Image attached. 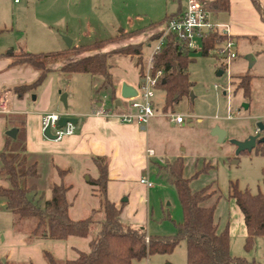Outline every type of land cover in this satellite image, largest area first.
<instances>
[{
  "label": "rangeland",
  "instance_id": "obj_1",
  "mask_svg": "<svg viewBox=\"0 0 264 264\" xmlns=\"http://www.w3.org/2000/svg\"><path fill=\"white\" fill-rule=\"evenodd\" d=\"M19 5H26V2H19L16 8L11 0H0V28L3 27L5 30L0 33V38L7 40L10 37L9 40L15 41L17 36H22L28 39L34 30L39 29L34 21H31L32 17L41 15L43 9L49 10L51 20H54L48 22L49 29L61 35L63 40L65 37L69 39L73 37L82 43H91L109 37L115 32L111 23L105 22L108 17L104 14L106 9L103 5H97L96 9L90 12L85 5L83 12H79L81 13L79 22L69 23L67 31L64 25L56 23L57 19L62 13H66L70 20L75 19L77 15L75 8L80 10V7L71 4L66 7V2L42 4L33 2L20 11ZM140 8L138 6V9ZM148 24L144 17L134 18L131 28H140ZM259 38L258 35L248 36L247 40L250 39V42L234 40L231 51L236 55L229 59L226 53L218 54L216 49H212L208 55H201L199 49L190 50V56L193 58L188 65L189 79L192 82L190 93L174 103L168 113L161 109L163 91L153 88L154 115L146 125V132L149 145L155 154L149 171L141 172L152 185L144 195L138 194L131 198V206L136 207V217L142 215L141 207H144L143 220H135L138 224L133 223V226L143 227L147 233L153 235L166 236L175 233L174 223L180 222L183 217L181 204L173 184L156 169L166 161L181 155L185 177H191L198 171V175L191 178L190 187L198 189L210 185V189L215 190L204 204L214 206V221L218 230H223L228 225L230 255L244 257L256 264H264V236L256 238L252 249L244 248L245 234L242 231L241 214L229 197L231 183H236L239 189H248L251 193L264 191V155L261 154L264 141L256 143L251 150L238 153L233 143V140H244L255 134L258 122L264 125V53L261 51L263 44ZM143 49L145 52L144 45ZM248 54L255 59L252 64H249L246 58ZM119 55L122 54L112 52L111 58ZM111 63L114 61L111 60ZM113 67L120 68V65L115 63ZM218 71L222 73L218 74ZM244 73L254 75L249 98L245 97L242 89L236 85L239 76ZM102 82L101 75L54 70L47 74L40 85L25 92L24 99L31 109L40 102L41 96L47 97V109L53 110L54 100L58 102L62 93H68L69 108L76 106L81 110L88 109L90 101L103 102L108 106L111 104L108 98L109 90L103 87ZM243 104H248V107L244 108ZM69 108L65 109L61 102L60 110L66 112ZM171 113L180 114L184 118L183 124L175 123L169 118ZM188 119L192 125H188ZM215 125L226 131L221 141L211 134V128ZM22 131L21 128L16 138L12 140L14 147L22 143L24 137ZM263 135L264 132H261L260 137ZM25 153L28 163L35 160L37 162L39 176L30 180L37 183V193L34 197L42 194V203L50 196L51 182L59 180L58 169L61 167H58L59 163L55 161L52 165L51 156L47 154L30 153L27 150ZM72 166L73 171L65 177V181H70L74 189L66 192L67 199L80 206L79 211H83L79 213L81 217L92 215L93 222L87 237L70 236L68 245L88 251V241L95 236L103 219L99 196L92 194L94 186L88 181V178L96 177L98 171L94 162L89 160L74 159ZM82 166H85L84 170ZM31 195L32 193H29V196ZM5 206L6 199L0 196V207ZM19 228L18 233L21 232L22 225ZM72 251L71 247H68L66 258L76 257ZM134 264H186L185 243L180 241L170 253L151 254L135 260Z\"/></svg>",
  "mask_w": 264,
  "mask_h": 264
},
{
  "label": "trees",
  "instance_id": "obj_2",
  "mask_svg": "<svg viewBox=\"0 0 264 264\" xmlns=\"http://www.w3.org/2000/svg\"><path fill=\"white\" fill-rule=\"evenodd\" d=\"M227 8L228 0H213L207 4V9L212 11H224ZM182 13L168 14L158 21L150 22L145 28L119 33L87 44L71 45L63 51L31 53L22 48L16 52L12 51L10 66L30 67L37 71L33 81L14 85L12 91L22 96L36 88L52 70L51 66L60 63L58 69L62 72L101 75L102 85L109 90L108 98L111 107L114 108L117 96L109 72L108 58L112 52L135 55L136 63L139 64L142 47L147 40L124 44L108 51L102 48L121 38L131 37L155 27L160 30L151 34L148 40H157L163 33V25L170 19L180 18ZM228 38L215 28L204 32L199 41L201 55H208ZM80 52L89 53L73 57ZM192 60L187 42L171 33L165 34L160 49L153 53L152 73L158 68L162 69V76L155 87L164 91L162 105L164 111L171 109L182 96L190 93L192 82L189 79L188 65ZM139 74L141 78V69ZM253 78L254 75L244 73L239 76L236 83L247 98L250 97ZM10 141L11 138L6 135L4 148L0 151V177L7 182L6 186H0V196L6 199V207L14 217L13 224L16 226L28 224L29 241L35 238L61 240L70 236L87 237L93 217L87 215L75 220L71 218L69 211L71 202L66 195L70 186L63 180L67 170L58 169L60 180L51 183L50 196L41 203L43 195L39 194L35 198L37 186L35 182L29 181L39 176L37 163L27 162L24 144L12 149L8 145ZM261 154L264 155V149ZM93 161L98 174L95 178H89V182L95 187L103 212L100 227L95 236L89 239L88 251H79L74 258L57 259L49 251L43 250V258L48 264H134L135 260L151 254L170 253L180 241L185 243L186 264H256L244 257L230 255L228 225L223 230H218L214 221V206L204 204L215 190L210 189V185L198 189L190 187L191 178L197 176L198 171L191 177H185L182 156L166 161L156 169L173 184L183 213L182 220L174 223L175 233L166 236L149 234L143 227H135L121 219L124 202L116 206L106 195L108 158L103 155L95 156ZM29 193L32 195L29 196ZM229 197L241 213L245 229L243 245L246 250H250L256 238L264 236V191L251 193L248 189H239L236 183H231ZM0 264L16 263L0 257Z\"/></svg>",
  "mask_w": 264,
  "mask_h": 264
},
{
  "label": "crops",
  "instance_id": "obj_3",
  "mask_svg": "<svg viewBox=\"0 0 264 264\" xmlns=\"http://www.w3.org/2000/svg\"><path fill=\"white\" fill-rule=\"evenodd\" d=\"M11 1L15 3L16 8L19 2H26V5H19V8H21L20 11L26 7H29V5H31L33 2L40 4L46 2H66V7H69L70 4L75 7H80V10L75 8L77 11L75 19L70 20L66 13H62L60 18L57 19L56 23L64 25L66 31L69 28V23L73 24L74 22H79V19H81L80 14L83 12L85 5H87L89 12L92 9H96L97 5H103L106 9L104 14H107L108 17L105 22L109 21L115 31L110 36H114L119 33H126L134 29H139L138 27L134 29L131 28L132 24H134V18L144 17L148 20V23H150L153 21H158L168 14L183 12L186 8V0ZM212 1L213 0H209V2ZM138 6L141 8L138 9ZM263 11L264 0H228V8L226 10H208V19L216 26L215 28L217 30L223 34H226L229 37L228 39H231L232 41L236 39L246 41L248 36H260L259 40L263 44L261 51L264 53ZM79 12L81 13L79 14ZM97 14L98 13L96 12V15ZM31 21H34L33 23L36 24L37 28L39 29L34 30L28 39L27 37L22 36H17V38L15 37V41L9 40L10 37H8L7 40L0 38V102L4 106V109H0V151L4 148L6 130L10 128H16L17 136L19 130L22 128L24 136L23 141H21L22 143L14 147L12 141L14 138H11V141L8 144L9 147L12 149H17L22 144H24L26 150L30 153L38 152L51 156L52 165H54L53 162L55 161L57 164L59 163L58 167H61L60 169L67 170V173H65L63 176L64 182L70 186L67 192L74 189L73 184L70 181H65V177H67L68 174L73 171L72 161L74 159H80L82 161L89 160L94 162L93 158L95 156H106L108 158V180L106 195L109 200L115 203L116 206H119L121 202H124L120 214V217L123 221L126 220L130 224H138L135 220H143L144 207H141L142 215H139V218H141L139 219L136 217V207L135 205L131 206L130 201L132 197H135L138 194H141L142 196V194L144 195L147 191H149V188L139 180L140 178H145L141 175V172L143 170L146 172L149 171L153 163L154 155L147 156L146 154V148H152L149 145L146 132L147 124L140 126L124 122L121 119L120 114L124 111L128 100L120 98V86L122 82H126L135 87L139 86V70L141 69L142 73L148 71L150 64L149 56L152 52L153 46L156 43V40H148V37L151 34L157 32L158 29L160 30V28H149L129 38H121L120 40L114 41L102 48V50L108 51L124 44L147 40L144 45L146 48L145 52L142 47V58L139 64L136 63L137 57L135 55H119V57L113 59L110 55L108 58L109 72L111 74L112 83L115 88V94L117 98L120 99L118 106L112 108L110 104L106 106L103 102L90 101L89 107H87L88 109L81 110L76 106L69 108L67 105L69 110L63 112L60 110V100H58V102L54 100V109L48 110L47 97L41 96L40 102L30 109L25 103V93L22 96H19L12 91V86L29 83L37 76V71L30 67L10 66V62L12 60L10 54L12 51L16 52V50L22 48L31 53H47L63 51L70 48L66 45L61 35L49 29L50 27H48V24L50 23L48 22H54V20H51V14L49 10H41V15H34ZM3 31H5L3 27L0 28V33ZM199 41L200 39L197 42L199 43ZM247 41L250 42V39ZM81 44L87 43H82L78 39L75 40L72 37L71 45L77 46ZM249 52L250 51H248V53ZM88 53L89 52H80L73 57L82 56ZM111 60L114 61L113 64L111 63ZM115 63H119L120 68L113 67ZM59 65L60 63H54L51 66V71L59 70ZM220 72L222 73V71ZM164 95L165 94L163 91V99ZM67 99L68 93L66 95V100ZM101 105L107 111L106 114H95L94 112ZM171 109L168 111H164L162 109V111L168 113L171 111ZM45 112H56L60 115L67 114L70 116H75L78 118V122L71 128V132L62 134V136L57 139H48L42 134L41 130V118ZM174 122L183 124L184 120L182 122ZM187 123L188 125H192L190 119L187 120ZM255 131H257V128ZM82 168L84 170L85 166H82ZM29 181L34 182L31 180ZM58 181L53 180L52 182ZM35 184L37 186V183ZM6 185V180L0 177V186ZM92 194H97L95 187L93 188ZM122 196H127L123 197L126 198V200H123ZM70 202L71 206L69 211L71 218L74 220L81 218L79 213H82L83 211H79L80 206L78 204L75 205L72 201ZM13 219L14 217L11 211L6 206L5 208L0 207V257L8 261H12L16 264H48L43 258V250L49 251L57 259H65L67 257L68 247H71L73 250L72 252L76 256L79 251H84L72 245H68L70 237L61 240L35 238L29 241L27 237L28 224H22V230L18 233L17 230L20 229V225H14ZM242 225V231L245 234L244 224Z\"/></svg>",
  "mask_w": 264,
  "mask_h": 264
},
{
  "label": "built area",
  "instance_id": "obj_4",
  "mask_svg": "<svg viewBox=\"0 0 264 264\" xmlns=\"http://www.w3.org/2000/svg\"><path fill=\"white\" fill-rule=\"evenodd\" d=\"M18 1V0H14ZM209 0H186V8L182 13V16L177 19H170L163 25V33L156 40L155 45L152 48V52L149 56V68L148 71L142 73L139 86L137 87L138 95L132 99H127L128 103L124 111L120 114L122 121L132 123L140 126H144L148 123L150 118L154 115V101H153V88L159 78L162 76V69L158 68L153 73L151 71V58L154 52L158 51L163 44L164 36L167 33H171L174 36L187 42V46L190 50L199 49V43L202 34L208 30L214 29L216 26L212 24L208 19L207 4ZM216 29V28H215ZM233 41L227 39L218 45L215 49L218 54L226 53L227 59L233 58L235 53L231 51ZM0 109H4V106L0 102ZM105 108L101 105L95 114H106ZM59 113L45 112L41 118V130L47 125L50 126L51 131L60 138L62 134L71 132L73 125H67L66 131L56 128V121L59 117ZM169 117L176 121L182 122L184 118L180 114H169ZM230 117V115H228ZM147 156H153L154 150L152 148H146ZM141 183L150 187L152 183L147 178H140Z\"/></svg>",
  "mask_w": 264,
  "mask_h": 264
},
{
  "label": "water",
  "instance_id": "obj_5",
  "mask_svg": "<svg viewBox=\"0 0 264 264\" xmlns=\"http://www.w3.org/2000/svg\"><path fill=\"white\" fill-rule=\"evenodd\" d=\"M65 43L68 47L71 45V39L69 38H64ZM247 60L249 61V64H252L254 62V59L251 54H248L246 56ZM221 72L218 71V74ZM66 93H62L60 96V101L63 104V107L67 109V100H66ZM138 95V90L137 87L128 84L126 82H122L120 86V98L122 99H132ZM120 103V99L116 98L115 99V105L118 106ZM244 108L248 107V104H243ZM78 122V118L75 116H70L67 114H61L59 115L57 121H56V128L61 129L63 132L66 131L67 125H76ZM264 130V125L262 122L257 123V131L253 135H249L247 138L244 140H233V143L236 146V152L244 151V150H251L255 145L257 141H264V135L260 137L261 132ZM16 128H10L6 130V135L9 136L10 138H15L16 137ZM42 134L48 138V139H57V135L53 133L50 129V126L47 125L43 130ZM211 134L217 136V140L221 141L225 135L226 131L222 128H220L218 125H215L211 128ZM123 200H126V198H123Z\"/></svg>",
  "mask_w": 264,
  "mask_h": 264
}]
</instances>
